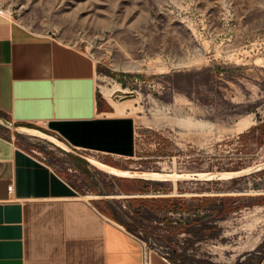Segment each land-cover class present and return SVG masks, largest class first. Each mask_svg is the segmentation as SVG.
I'll return each instance as SVG.
<instances>
[{
    "label": "rangeland",
    "instance_id": "obj_1",
    "mask_svg": "<svg viewBox=\"0 0 264 264\" xmlns=\"http://www.w3.org/2000/svg\"><path fill=\"white\" fill-rule=\"evenodd\" d=\"M0 11L96 60L101 116L115 112L106 88L115 102L132 101L125 116L143 120L134 124L131 158L75 149L43 124L34 129L68 148L25 132L18 136L24 148L53 165L81 197H102L87 200L110 204L131 232L176 264H261L264 0H4ZM128 65L136 69L127 72ZM93 160L181 177H119ZM227 192L247 194L216 195ZM170 193L191 196L103 200Z\"/></svg>",
    "mask_w": 264,
    "mask_h": 264
},
{
    "label": "crops",
    "instance_id": "obj_2",
    "mask_svg": "<svg viewBox=\"0 0 264 264\" xmlns=\"http://www.w3.org/2000/svg\"><path fill=\"white\" fill-rule=\"evenodd\" d=\"M97 75L86 52L0 11V264H176L157 251L146 263L142 243L110 204L82 198L20 143L42 122L104 114Z\"/></svg>",
    "mask_w": 264,
    "mask_h": 264
},
{
    "label": "water",
    "instance_id": "obj_3",
    "mask_svg": "<svg viewBox=\"0 0 264 264\" xmlns=\"http://www.w3.org/2000/svg\"><path fill=\"white\" fill-rule=\"evenodd\" d=\"M48 129L75 148L128 158L136 153L135 127L131 118L51 121Z\"/></svg>",
    "mask_w": 264,
    "mask_h": 264
},
{
    "label": "bare ground",
    "instance_id": "obj_4",
    "mask_svg": "<svg viewBox=\"0 0 264 264\" xmlns=\"http://www.w3.org/2000/svg\"><path fill=\"white\" fill-rule=\"evenodd\" d=\"M135 66L134 65H128L126 67H124V69L127 72H131L133 71L132 69H134ZM136 69V68H135ZM134 69V70H135ZM124 70V71H125ZM103 95L105 96V98L112 104V106L115 109V112L113 114H108L106 116V118H128V116H125V111L129 108L132 107V101L131 102H127V101H123V102H115L112 99V91L106 88H102L101 89ZM131 117V116H130ZM99 118H105L104 116H99ZM141 118V117H140ZM139 117H135V119L133 118V122L134 124H136V121H140ZM132 119V118H131ZM185 120V119H184ZM143 121V120H141ZM182 122V120H181ZM190 121H183V124H189ZM182 124V125H183ZM26 132H28L31 135H35V136H42L44 138H48L49 140L53 141L54 143H56L57 145L63 147V148H68V146L62 142H60L59 140H57L56 138L47 135L39 130H27ZM93 164L98 167L100 170L115 175V176H119V177H129V178H141V179H147V180H153V181H172L175 180L177 178H180L181 176L179 175H171V174H160V173H130L129 171H122L119 169H116L114 167H110L107 166L105 164H102L100 162H97L95 160H93ZM249 171V170H248ZM247 171H242V172H236V173H227V174H221L220 176L222 178H226L228 176H240L242 174H244ZM250 195H259L258 193H256V191H250L248 192ZM247 193H241V192H227V193H221V194H216V195H220V196H241V195H246ZM248 194V195H249ZM264 194V193H263ZM212 195V194H211ZM172 196H191L189 194H159V195H150V194H146V195H141V194H115V195H110V196H105L104 199H115V200H120V199H125V198H151V197H172ZM84 199H94V200H99L102 197L100 196H96V195H91V196H86V197H82Z\"/></svg>",
    "mask_w": 264,
    "mask_h": 264
},
{
    "label": "built area",
    "instance_id": "obj_5",
    "mask_svg": "<svg viewBox=\"0 0 264 264\" xmlns=\"http://www.w3.org/2000/svg\"><path fill=\"white\" fill-rule=\"evenodd\" d=\"M3 1H4V0H0V7H1ZM41 124H43L44 127L48 129V124H49V122H42ZM72 147H73V146H72ZM73 148H75V147H73ZM75 149H78V148H75ZM12 190H13V186H10V191H12ZM134 236L140 240V242L142 243V245H143V247H144L145 262L147 263V262H148V257H149L150 252H151V251H157V252H158V250H156V249H152V248H149L147 242L141 240V239H140L138 236H136L135 234H134ZM164 257H166V256H164ZM166 258H167V257H166Z\"/></svg>",
    "mask_w": 264,
    "mask_h": 264
}]
</instances>
